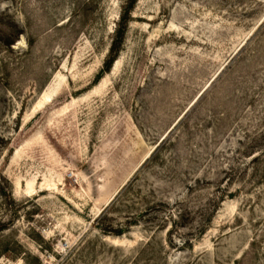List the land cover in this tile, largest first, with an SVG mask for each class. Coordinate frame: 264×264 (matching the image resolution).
Returning a JSON list of instances; mask_svg holds the SVG:
<instances>
[{
	"label": "rangeland",
	"instance_id": "1",
	"mask_svg": "<svg viewBox=\"0 0 264 264\" xmlns=\"http://www.w3.org/2000/svg\"><path fill=\"white\" fill-rule=\"evenodd\" d=\"M0 264H264V0H0Z\"/></svg>",
	"mask_w": 264,
	"mask_h": 264
},
{
	"label": "trees",
	"instance_id": "2",
	"mask_svg": "<svg viewBox=\"0 0 264 264\" xmlns=\"http://www.w3.org/2000/svg\"><path fill=\"white\" fill-rule=\"evenodd\" d=\"M122 30H123V27L119 26L118 31H117L118 35H120V36L122 35V32H121ZM114 49H115V44L112 46L111 51H110L111 57H110L109 61L106 63L107 70H109V68L111 67L113 61L115 60L116 56H113V53L115 52ZM106 72L107 71L102 70L100 75L98 76V79H100L102 77V75L104 73H106Z\"/></svg>",
	"mask_w": 264,
	"mask_h": 264
},
{
	"label": "bare ground",
	"instance_id": "3",
	"mask_svg": "<svg viewBox=\"0 0 264 264\" xmlns=\"http://www.w3.org/2000/svg\"><path fill=\"white\" fill-rule=\"evenodd\" d=\"M117 65V64H116ZM50 91V90H49ZM53 91H55L56 92V90L54 89ZM53 92H49V94L48 95H44L43 96V98H42V101H41V103H40V106L42 105V104H47V103H50L51 102V98H52V96H53V94H52ZM43 107V106H42Z\"/></svg>",
	"mask_w": 264,
	"mask_h": 264
}]
</instances>
